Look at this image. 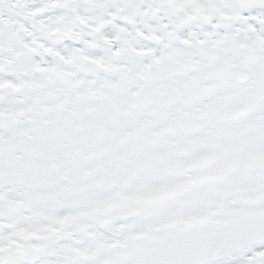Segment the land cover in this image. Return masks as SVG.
Here are the masks:
<instances>
[{
	"label": "snow or ice",
	"instance_id": "1",
	"mask_svg": "<svg viewBox=\"0 0 264 264\" xmlns=\"http://www.w3.org/2000/svg\"><path fill=\"white\" fill-rule=\"evenodd\" d=\"M0 264H264V0H0Z\"/></svg>",
	"mask_w": 264,
	"mask_h": 264
}]
</instances>
